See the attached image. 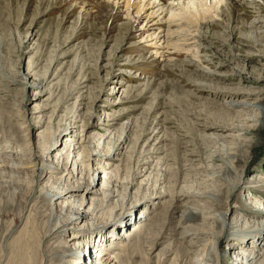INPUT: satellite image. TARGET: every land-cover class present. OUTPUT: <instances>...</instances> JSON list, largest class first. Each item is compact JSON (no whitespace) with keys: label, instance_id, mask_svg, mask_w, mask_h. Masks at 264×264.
I'll return each mask as SVG.
<instances>
[{"label":"rangeland","instance_id":"rangeland-1","mask_svg":"<svg viewBox=\"0 0 264 264\" xmlns=\"http://www.w3.org/2000/svg\"><path fill=\"white\" fill-rule=\"evenodd\" d=\"M160 1L161 7H169L170 11L181 16L178 19L187 22L188 25L178 30L192 29L194 35H201L202 40L194 37L195 41H189L187 48L180 47L189 50L188 53L169 51V55L158 57L160 52L165 51L149 47L154 42H147L148 34L139 30L142 23L133 11L128 12L123 0H0V172L5 173L0 179L1 191H10L11 188H17L14 184H22L20 177L15 179L16 176L13 178L10 175V169L18 163V158L11 151L28 148L29 153L23 161H34L40 165L44 160L53 167H62L61 158L66 153L63 147L60 148L63 153H58V159L56 153L48 158L49 154L44 156L39 151L70 128L68 133L76 132L81 136V141L89 142L91 139L90 149L97 145L99 148L111 149L110 158L102 157L100 165L96 164V167L99 172L103 167L107 168L103 164L106 162L102 163L107 160L114 166L112 178L118 177L119 182L122 181L116 184L114 196L117 197L105 202L102 207L95 201L100 199L98 194L86 198L80 196L76 200L64 199L57 202L56 207L67 210L73 206L88 213L93 210L98 214L111 213L113 220L119 222L131 212L125 228L111 227L103 231L109 243L112 240L125 244L121 236L129 230L133 232L138 226H146L147 216L160 214L168 199L162 198L152 201L147 207L134 208L133 198L139 184L123 188L137 167L142 166L140 152L152 150L151 146L146 147L140 132L151 131L153 137L147 135V138H154L150 145L155 144L160 149L157 155H153L148 168H154L169 156V151L176 148L175 139L181 145V164L186 166L181 172V179L191 183L205 182L201 188L213 190L216 186L226 185L227 180L224 182L206 175L204 166L207 163L200 160L199 153L195 154L196 157L188 156H193L190 146L195 147L197 152L200 145L182 121L205 125L197 114L206 112V118L214 112L225 111L230 112L224 114L230 115L228 118L231 121H237L235 124L243 122L245 132L209 133L202 127L199 131L203 135L227 137V144L219 143L218 149L221 148V154L225 155V163L236 169L237 176L247 182L248 189L256 188L255 178L264 179V0ZM172 2L177 6L172 7ZM181 23L177 21L176 25ZM33 61L36 63L34 70L30 69ZM29 70H33V75ZM185 73L201 76L207 85L217 84L214 88L220 89L221 97L198 94L196 88L188 84L187 80H190L183 77ZM43 75L49 78V86L47 84L46 89H43L45 94L41 101L31 103L29 101L41 91L36 80ZM26 83L28 87L22 86ZM174 86L187 93L193 92L190 101L196 109L197 114L193 116L195 120L190 115L181 116L172 107ZM36 106H41L44 111L38 112ZM236 115L239 117L236 118ZM153 132L156 134L153 135ZM63 135L62 143L73 138L67 140ZM80 145L86 150L89 146L85 142ZM210 166L225 169L220 162ZM36 167L28 168L27 172H37ZM166 168L176 170L178 167L168 161ZM98 175L93 189L99 193L103 174ZM60 176L68 178L65 172ZM221 176L226 177L223 171ZM34 184L40 192H56V188L37 182ZM248 194L252 193L243 190L240 201L234 198L238 194L231 200L234 212L230 217L237 224L246 219L237 206H242L241 210L249 208ZM186 209L190 210V207L180 209L171 217L173 220L169 228L177 227V233L182 223L188 225L196 221L194 215L184 214ZM1 212L2 216L8 210L2 209ZM2 218L0 222H4ZM113 220L111 222L114 224ZM120 223L118 226L124 225V222L122 225ZM58 224L59 220H51L49 229L55 232L54 228ZM22 227L24 224L8 244L20 236ZM93 230L91 228L89 231ZM69 233L64 232L62 237L68 242L71 241ZM94 233L91 235L94 246L89 245L92 261L97 255L96 243L100 238V232ZM256 244L258 248L255 250L261 257L264 255V237L257 239ZM215 246L220 253L217 244ZM241 257L245 263L243 255Z\"/></svg>","mask_w":264,"mask_h":264},{"label":"bare ground","instance_id":"bare-ground-1","mask_svg":"<svg viewBox=\"0 0 264 264\" xmlns=\"http://www.w3.org/2000/svg\"><path fill=\"white\" fill-rule=\"evenodd\" d=\"M125 1L123 0V4H126L125 8H127L128 12L133 11L137 20L142 23L139 30L144 34H148L146 36L147 42H154L149 47L165 51L164 53L158 52V57L169 55L171 53L169 51H173V53L181 51L188 53L189 50L180 49V47L184 46V48H187L188 42L195 41L197 37L202 40L201 35H194L192 29L178 30L185 26L187 22L182 21L183 19H178L181 16L175 14L173 10L170 11L169 7H164L165 5L161 7L159 4L160 0H129L126 3ZM175 6H177L176 3H173L172 7ZM177 21L183 23L176 25ZM192 44L193 42L190 45ZM153 54L156 55V53ZM32 64L33 66L30 69H36V63L33 61ZM33 70H31L32 75ZM183 77L186 80H190H187L188 84L193 88L195 87L198 94L221 97L220 89L214 88L218 86L217 84L207 85L205 84L206 81L200 78L201 76H190L185 73ZM37 80L36 84L39 85V90L41 91L29 101L31 103L32 101L34 103L41 101L45 94L43 89H46L47 84L49 86L50 83L47 75H43ZM22 86L28 87V83ZM174 91L172 107L177 109L176 112L181 116L187 117L190 115L195 120L193 116L197 114L196 109L190 101V95L193 92L187 93L177 86H174ZM225 94H228V92H225ZM36 108L38 112L44 111L41 106H36ZM224 113L230 112L225 111ZM224 113L214 112L213 115L206 116V118H204L206 112L197 114L202 117L200 120H203L206 123L205 125H197L198 123L196 124L193 121L192 123L182 121L183 126L191 130V135H194L193 138L200 145L197 152L195 147L190 146L193 148L190 152V154L193 153V156L192 154L188 156L191 158L196 157L195 154L199 153L200 160L207 163L204 166V170H207L205 172L206 175L215 179L225 180L224 182L227 180L226 185L216 186L213 190L201 188L202 185L206 184L205 182L191 183L189 180L181 179V172L186 166L181 164L183 161V157L180 155L181 145L175 139L174 141L177 142L176 148L173 147L169 151V156L158 162V165L154 168H148L153 155H157L160 149L155 144L150 145L154 138H147V135L151 131L143 130L140 132L141 137H144L142 138L146 147L151 146L152 150H142L140 152L139 161L142 162H140L142 166L137 167L136 172L125 182L126 184L123 185V188H132L139 184L137 194L134 196L135 199L133 198L136 205L134 208L147 207L148 204H152V201H159L162 198L168 199L164 203L163 211L160 214L158 212L152 217L147 216L146 221L148 224L146 226H138L133 232L129 230L121 236V240L125 244L112 240L109 243L108 239H106V233L103 231L111 227L125 228L128 225L126 221L129 220L131 212L127 213L120 223L117 219V221L113 220L111 213L98 214L96 210L88 213L81 211V209H74L73 206L67 210L56 207L57 202L73 198L76 200L80 196L86 198V196L93 197L94 194H98L100 199L95 201L99 202L100 206L117 197V195L114 196L117 192L116 184H120L122 180L120 179L121 181L119 182L118 177L112 178L114 166L104 160L102 163L106 162V164H103L108 166L107 168L103 167L99 172V168L96 167V164L100 165L102 157L110 156L111 149L99 148L100 146L98 145L90 149L91 139L88 140L89 142H86V140L81 141V136L76 134V132L68 133L70 132L69 128L65 130L64 135L59 134L58 137H54L46 145L45 149L39 151L44 156L49 154L48 158H52V154L56 153L55 156L58 159L60 154L63 153L60 148L63 147L66 153L61 158L63 160L61 163L62 167H53L44 160L41 161V164L39 163L40 165H37L34 161H23V158L29 153L28 148L11 151L18 158V163L15 168L10 169V175L13 178L16 176L15 179L20 177L21 181H19L23 185L14 184V187L17 188H11L10 191L0 190V213H2V209L8 210L7 214H2V216L0 214V217H3L2 219L4 220V222H0V264H76L77 262L84 264L86 261H88L87 264H264V255L260 257L255 250L258 246L256 244L257 239L264 237V179L255 178L254 187L256 188L248 189L246 186L247 182L237 176L236 169L229 167L228 163H225V155L221 154V148L218 149L219 143L227 144V137L203 135L199 131L200 127H202L201 129L209 133L238 132L239 130L245 132L243 122L235 124L237 121H231L229 119L230 115ZM235 117L237 118L239 115ZM245 121H249V119H245ZM155 134L153 132V135ZM62 135L67 140L72 136L73 138L62 143ZM150 135L152 136V134ZM138 139L141 140L140 137ZM143 141L141 140V142ZM84 142L89 145L87 150L85 149L86 147L84 148L80 145L84 144ZM59 152L60 154H58ZM168 161H172L178 168L176 170L167 169L166 164ZM217 162L222 163L225 169H214V167L210 166ZM36 166L38 167L37 172L33 174L27 172L28 168ZM143 166H147V168ZM222 171L223 175L226 176L225 178L221 176ZM63 172L67 173L68 178L60 176ZM100 173L103 174V182H101L102 186L98 193L94 191L93 185L96 179H99L98 174ZM4 174L0 172V179H3ZM166 180L169 181L166 182ZM34 182L46 187L56 188V192L53 194L40 192ZM168 182H170V186ZM164 184H168V186L162 187ZM22 187L24 189H21ZM243 190H249L252 194H248L247 197L249 208L246 207L247 209L241 210L242 206H237V210L241 211L242 214L244 213L246 218L240 222L241 224L239 222L237 224L234 219H231V213L234 212L231 200L234 195L238 194L234 198L240 201V194ZM54 206L56 209H53ZM187 207H190V210L186 209L188 212L185 211L184 214L194 215L196 221L188 225L182 223L179 226L180 232L177 233V227L169 228L172 225L171 217L180 212V209ZM227 212L229 218L227 217ZM51 220H59V224L54 228L56 229L55 232L49 229ZM111 220L115 223L113 224ZM123 222V226H118L119 223L122 225ZM22 224H24V227H22L23 232L17 239L8 244V241L15 235ZM100 226H103L102 229H100ZM91 228H94V232H100L99 241L96 243L98 245L96 247L98 248L96 251L97 255L95 259L93 258V261L89 245L93 244L94 246V240L91 235L95 233L89 231ZM66 231H70V242L62 238ZM215 244H217L220 253L216 251ZM251 245L254 246L251 247ZM242 255L245 263L241 260ZM230 258L231 261H229Z\"/></svg>","mask_w":264,"mask_h":264}]
</instances>
